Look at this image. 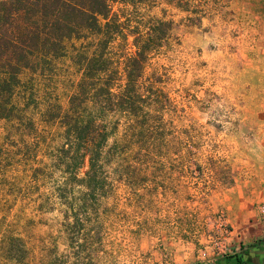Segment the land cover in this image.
I'll return each mask as SVG.
<instances>
[{
  "label": "rangeland",
  "instance_id": "obj_1",
  "mask_svg": "<svg viewBox=\"0 0 264 264\" xmlns=\"http://www.w3.org/2000/svg\"><path fill=\"white\" fill-rule=\"evenodd\" d=\"M139 9L174 22L157 61L176 105L166 117L184 132L137 150L128 181L104 198L75 194L70 210L38 207L47 198L24 170L1 173L0 264H205L260 240L264 0H214L196 24L162 2ZM53 67L47 87L65 109L79 73L68 59Z\"/></svg>",
  "mask_w": 264,
  "mask_h": 264
},
{
  "label": "trees",
  "instance_id": "obj_2",
  "mask_svg": "<svg viewBox=\"0 0 264 264\" xmlns=\"http://www.w3.org/2000/svg\"><path fill=\"white\" fill-rule=\"evenodd\" d=\"M158 2L196 24L214 0H0V175L24 170L38 207L108 196L137 150L184 132L157 61L174 22L139 9ZM60 59L79 73L65 109L47 87Z\"/></svg>",
  "mask_w": 264,
  "mask_h": 264
},
{
  "label": "crops",
  "instance_id": "obj_3",
  "mask_svg": "<svg viewBox=\"0 0 264 264\" xmlns=\"http://www.w3.org/2000/svg\"><path fill=\"white\" fill-rule=\"evenodd\" d=\"M262 202H264V196L262 197ZM264 209V205L261 207ZM263 225H264V214L262 215ZM264 227L260 230V244L255 243L249 245L244 251L241 252L240 263L237 264H264ZM205 264H235L233 260H221L219 262H210Z\"/></svg>",
  "mask_w": 264,
  "mask_h": 264
},
{
  "label": "flooded vegetation",
  "instance_id": "obj_4",
  "mask_svg": "<svg viewBox=\"0 0 264 264\" xmlns=\"http://www.w3.org/2000/svg\"><path fill=\"white\" fill-rule=\"evenodd\" d=\"M230 259L233 260L235 264H237V263H238V260H240V259L237 258L236 256H233V257H231Z\"/></svg>",
  "mask_w": 264,
  "mask_h": 264
},
{
  "label": "built area",
  "instance_id": "obj_5",
  "mask_svg": "<svg viewBox=\"0 0 264 264\" xmlns=\"http://www.w3.org/2000/svg\"><path fill=\"white\" fill-rule=\"evenodd\" d=\"M261 213L264 214V209H261Z\"/></svg>",
  "mask_w": 264,
  "mask_h": 264
}]
</instances>
